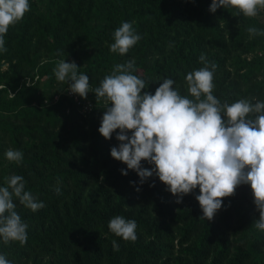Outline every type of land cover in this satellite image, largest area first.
<instances>
[{"label":"trees","instance_id":"obj_1","mask_svg":"<svg viewBox=\"0 0 264 264\" xmlns=\"http://www.w3.org/2000/svg\"><path fill=\"white\" fill-rule=\"evenodd\" d=\"M29 3L31 10L4 37L7 52H0V187L8 177L23 176L25 190L45 207L32 212L14 199L28 239L23 246L0 239V254L11 264H264V232L255 227L259 212L250 185L223 198L207 221L195 199L199 187L176 203L155 175L139 184L137 173L110 155L119 130L110 140L98 131L104 101L93 92L75 99L53 71L60 60L74 61L94 89L116 64L134 59L133 74L148 86L142 91L154 94L170 78L188 95L185 77L204 66V54L216 65L213 94L222 103L264 101V36L246 31L264 30V9L246 18L230 8L211 13L212 0ZM125 21L142 39L121 56L109 45ZM9 149L23 152L21 164L6 159ZM118 215L136 221L134 243L110 232L108 223Z\"/></svg>","mask_w":264,"mask_h":264},{"label":"clouds","instance_id":"obj_2","mask_svg":"<svg viewBox=\"0 0 264 264\" xmlns=\"http://www.w3.org/2000/svg\"><path fill=\"white\" fill-rule=\"evenodd\" d=\"M220 8L235 9L234 16L252 18L264 9V0H212L209 11L215 13ZM30 10L29 0H0V52H7L4 37L9 28ZM246 31L250 37L264 36V30L255 27ZM141 39L132 23L122 22L113 32L109 50L124 56ZM199 61L204 66L185 77L188 95H181L170 78H165L154 94L142 91L148 86L133 74L134 59L116 64L94 89L89 76L78 72L74 61L60 60L53 71L58 82L68 84L71 93L87 98L93 92L97 101H104L106 111L98 131L110 140L119 130L116 139L120 143L111 148L110 155L126 164L127 170L135 171L139 184L155 175L177 197L176 203L199 187L195 199L207 221H212L221 209L223 198L233 196L242 184L250 185L259 212L255 227L264 232V101L252 97L222 103L213 94L215 63L210 64L204 54ZM5 156L16 164L24 159L19 150L9 149ZM142 161L154 167L144 168ZM127 170L121 169V174L128 175ZM6 183V187H0V239L5 245L19 242L23 246L28 239V225L15 210L14 199L32 212L45 204L25 190L23 176L8 177ZM55 191L60 194L59 188ZM108 228L126 242L138 239L133 219L115 216ZM112 244L113 250L119 251L115 240ZM0 264L11 261L0 254Z\"/></svg>","mask_w":264,"mask_h":264},{"label":"built area","instance_id":"obj_3","mask_svg":"<svg viewBox=\"0 0 264 264\" xmlns=\"http://www.w3.org/2000/svg\"><path fill=\"white\" fill-rule=\"evenodd\" d=\"M70 95H72L75 99H79V95L77 94H73L71 93L70 91L68 92ZM91 106V103L90 102H87L84 106H83V109L86 110V109H89Z\"/></svg>","mask_w":264,"mask_h":264}]
</instances>
